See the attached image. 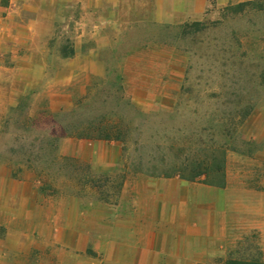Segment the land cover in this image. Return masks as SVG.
<instances>
[{"label":"rangeland","instance_id":"1","mask_svg":"<svg viewBox=\"0 0 264 264\" xmlns=\"http://www.w3.org/2000/svg\"><path fill=\"white\" fill-rule=\"evenodd\" d=\"M59 4L1 3L4 17L17 16L0 20V64L14 65L28 54L34 61L44 57L46 65L40 72L27 68L13 83L0 71V169L33 173V182L41 180L47 196L61 197L63 208L77 183L83 187L78 198L114 205L125 181L144 175L186 179L205 171L198 180L228 183L237 192H227L223 201L242 203L225 257L212 260L264 264V10L233 7L222 20L141 34L134 43L110 35L113 50L92 52L80 5L62 3L59 18ZM38 11L45 15L26 35L21 26ZM95 59L106 64L93 65ZM71 74L72 83L65 84ZM89 127L120 136L105 140L99 138L105 133H88L120 145L121 162L113 170L91 168L63 152L64 139L80 140L76 129ZM43 230L37 227L28 254H9V264H58L60 254L68 262L69 250L53 243V229ZM6 231L0 226V239Z\"/></svg>","mask_w":264,"mask_h":264},{"label":"crops","instance_id":"2","mask_svg":"<svg viewBox=\"0 0 264 264\" xmlns=\"http://www.w3.org/2000/svg\"><path fill=\"white\" fill-rule=\"evenodd\" d=\"M2 1L0 20L6 23L8 17L17 15L13 11L4 17ZM49 1L60 3L54 10V16L59 18L62 3L80 5L84 19L82 33L91 35L93 52L113 50L114 38L110 35L118 41L134 43L141 34L163 35L192 23L222 20L228 9L255 0ZM44 15V11H38L35 20L21 26L22 32L33 34L36 23L40 24ZM1 29L5 30L3 25ZM27 55L18 56L14 65L0 64L6 81L13 83L18 76L27 74V68L40 72L46 65L44 57L34 61ZM51 64H56L54 59ZM92 64L106 63L95 59ZM73 78L71 74L65 84L72 83ZM2 108L0 104V114ZM63 152L98 170H113L121 162L120 145L114 141L68 138L63 140ZM144 176L125 181L114 205L78 198L77 193L83 187L77 183L69 191L68 207L63 208L61 197L47 196L41 180L33 182V173L16 174L1 168L0 226H5L7 231L0 239V264H9L11 253L28 254L30 246L36 244L37 227L53 229V243L69 250L70 260L67 262L60 254L58 264L82 261L87 264H223L213 261L211 256L225 257L231 230L237 228L233 215L242 203L235 201L229 207L223 201L227 192L235 190L228 183L214 186L179 176ZM62 231L68 237L63 238ZM91 243L94 253L87 259L84 255ZM94 256L99 260H94Z\"/></svg>","mask_w":264,"mask_h":264},{"label":"trees","instance_id":"3","mask_svg":"<svg viewBox=\"0 0 264 264\" xmlns=\"http://www.w3.org/2000/svg\"><path fill=\"white\" fill-rule=\"evenodd\" d=\"M238 8H254L255 10H264V0H255V1H251V2H246V3H242V4H239L237 6ZM247 115V114H246ZM89 130H92L93 132H98V133H105V135L103 136H99V138L103 137L105 140H111V139H116V140H121L120 136H112L111 135V131L108 130L106 132V130H101L100 128H90L89 129H76V133H74L73 135L77 136V138H80V139H94L95 138V135H91V134H88L89 133ZM224 162V161H222ZM216 170H220V167L219 165L215 167ZM196 169V167L194 168ZM202 176H206V172L205 171H201V172H197L195 173V175L193 177H187L186 180H189V181H195V180H198L199 177H202ZM225 184H222L221 186H224Z\"/></svg>","mask_w":264,"mask_h":264}]
</instances>
